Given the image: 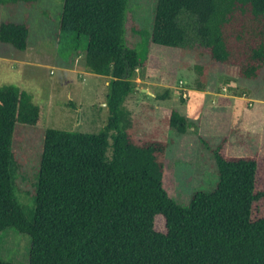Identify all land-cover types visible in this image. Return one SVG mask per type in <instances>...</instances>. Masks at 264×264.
I'll list each match as a JSON object with an SVG mask.
<instances>
[{
    "label": "trees",
    "instance_id": "1",
    "mask_svg": "<svg viewBox=\"0 0 264 264\" xmlns=\"http://www.w3.org/2000/svg\"><path fill=\"white\" fill-rule=\"evenodd\" d=\"M39 1L0 0V6L31 8ZM128 4L63 0L59 35L87 37L86 69L109 78V116L97 134L46 130L32 208L17 197L12 144L18 124L45 123L46 107L18 86L0 87V242L8 229L28 235L29 264H264L261 135L234 143L224 137L214 151L216 188L195 192L185 208L164 186L174 141L137 138L126 107L138 90V70H158L163 82L179 52L264 82V0H158L144 62L125 46ZM30 34L27 21L0 24V42L21 52ZM199 69L208 72L205 64ZM169 97L166 91L158 99ZM164 122L179 136L190 128L177 109ZM229 146L242 155H229ZM158 217L165 232L156 229ZM0 264L13 263L0 258Z\"/></svg>",
    "mask_w": 264,
    "mask_h": 264
},
{
    "label": "rangeland",
    "instance_id": "2",
    "mask_svg": "<svg viewBox=\"0 0 264 264\" xmlns=\"http://www.w3.org/2000/svg\"><path fill=\"white\" fill-rule=\"evenodd\" d=\"M158 0H129L125 18V46L147 60ZM63 0H40L29 8L20 4L0 6V24L5 20L27 21L31 26L29 46L21 52L0 42V87L15 85L31 93L36 104L46 107L45 123L34 127L18 124L12 152L13 175L18 200L33 207L47 129L97 134L106 125L109 78L88 72L85 55L88 39L75 34L59 35ZM199 64L207 66L203 76ZM172 71L162 82L158 70L147 66L137 72L138 90L126 101L132 113L137 138L156 136L173 140L167 154L164 186L172 199L190 207L195 192H211L218 182L214 151L222 139L261 135L264 156V82L244 80L234 68L214 70L209 58L200 62L193 54H176ZM169 91L170 97L158 96ZM177 109L190 123L185 135L167 129L166 113ZM237 130V131H236ZM229 155H242L229 146ZM21 192V193H20ZM156 229L165 232L162 217ZM31 238L15 229L1 234L0 258L13 264H29Z\"/></svg>",
    "mask_w": 264,
    "mask_h": 264
}]
</instances>
